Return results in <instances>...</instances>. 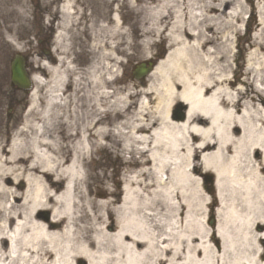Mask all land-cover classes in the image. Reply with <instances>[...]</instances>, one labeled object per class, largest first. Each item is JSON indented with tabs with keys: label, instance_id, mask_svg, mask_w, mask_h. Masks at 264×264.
Listing matches in <instances>:
<instances>
[{
	"label": "bare ground",
	"instance_id": "obj_1",
	"mask_svg": "<svg viewBox=\"0 0 264 264\" xmlns=\"http://www.w3.org/2000/svg\"><path fill=\"white\" fill-rule=\"evenodd\" d=\"M15 2L0 0L3 23ZM127 2L145 4L159 19L143 30L138 53L148 52L152 37L164 35L169 45L140 91L144 99L123 121L125 148L140 144L133 150L137 157L126 160L138 172L120 198L102 168L89 172L93 151L112 146L104 142L110 107L126 113L136 93L129 88L106 108L112 95L94 68L82 83L62 54L58 66L44 62L50 79L40 119L26 116L20 131L0 140V264H264V0L256 7L252 0ZM23 3L17 12L26 15ZM59 11L56 41L66 43L76 31L74 0H63ZM248 12L257 13L256 30L244 71L240 63L233 70L234 42ZM112 18L118 23L116 12ZM11 29L0 30V63L15 44L17 33L4 38ZM124 48L134 55L129 44ZM103 53L113 55L112 49ZM70 74H76L74 88L65 93ZM90 82L101 89L94 96ZM37 103L33 90L29 111ZM179 103L186 108L182 120L170 115ZM82 107L95 114L79 127ZM211 174L219 197L239 192L246 210L243 242L226 245L221 257L217 246L203 243L204 227L189 217L203 205L198 176Z\"/></svg>",
	"mask_w": 264,
	"mask_h": 264
},
{
	"label": "rangeland",
	"instance_id": "obj_2",
	"mask_svg": "<svg viewBox=\"0 0 264 264\" xmlns=\"http://www.w3.org/2000/svg\"><path fill=\"white\" fill-rule=\"evenodd\" d=\"M23 1L20 0V3L15 2L11 5L14 13L7 22L3 23L0 19V30H4L8 26L12 27L11 31L5 33V39H9L12 34L17 33L16 39H14L15 44L0 63V140L8 142L15 133L20 131L26 116L32 121L40 119L39 112L43 109L45 100L46 86L44 83L50 79L44 62L51 66H58L59 62L56 58L57 55L62 54L66 59L73 61L75 69L79 71L82 83H87L90 80L88 70L94 68L96 74L101 76L104 81L106 90L112 95L109 104L104 107L107 108L110 104H114L119 98L123 99L125 91L129 88L136 93L134 98L129 100L132 104L126 113L122 111V113L116 114L110 107L112 112L106 115L109 135L106 136L104 142L112 144V146L107 152L99 149L94 150L92 161L89 164V172L92 174L101 172V168L106 172L110 186L119 192L118 197L120 198L126 180L130 175H135L139 169L138 165H129L126 160L132 156L137 157L133 150L140 146L139 143L132 142V151L125 148L123 121L133 116L132 112L136 111L139 101L144 99L140 91L148 83L151 67L160 61L169 50L167 39L161 35L152 37L153 42L148 52L138 53L140 46L143 47L146 41V36L142 34L143 30L150 27V23L159 19L147 13V7L143 3L128 4L127 0H74L75 11L77 10L74 14L76 31L65 43V41H56V34L60 30L59 5L63 0ZM22 3L26 9L28 8L26 15L17 12ZM155 3L156 0H148L147 5L152 6ZM252 4L256 7L258 0H252ZM115 12L118 14V23L112 18ZM249 23L251 29L246 31ZM256 23L257 13L255 12L252 16V13L248 12L245 15L240 39H236L234 42L233 70L235 63L241 64L242 71L245 69V60L250 50L249 43L253 39ZM125 42L131 46L128 51L134 53L131 57L124 50ZM65 44L66 50L63 48ZM1 45L0 43V53L5 48H1ZM111 49L113 55L109 56L103 53V50ZM46 51L49 52L48 55H46ZM18 53L28 58V70L37 77V82L32 80V88L29 91H20L10 82V61ZM139 63H145L149 70L137 78L134 77V73ZM230 75H233V72ZM75 76L76 74L70 76V85L68 89H65V93H70L73 90L72 81ZM88 89L90 96L96 95V91H101L98 84L91 82L88 84ZM33 90L37 95L38 103L34 110L29 111L30 93ZM185 110L184 105L175 104L170 110V115L182 120L186 113ZM94 111L95 109L90 107L78 108L77 114L81 116L78 126H81L83 120L93 117ZM30 127L29 130H31ZM124 127L128 129L126 124ZM55 128L58 129V127ZM53 130L51 132L54 134ZM198 177L204 194L203 205L202 208H193L189 217L193 226L199 224L204 227L206 237L203 243L212 248L217 246L219 248L217 255L221 257L226 245L232 242L239 246L243 242V226L246 216L242 201L243 195H238L239 192L234 195L225 192L219 197L216 193L213 174ZM212 199H214L213 203H211ZM196 201L195 199L194 203ZM115 218L122 221L123 214L117 213ZM257 232L260 234L262 228ZM263 249L261 246L260 251Z\"/></svg>",
	"mask_w": 264,
	"mask_h": 264
},
{
	"label": "water",
	"instance_id": "obj_3",
	"mask_svg": "<svg viewBox=\"0 0 264 264\" xmlns=\"http://www.w3.org/2000/svg\"><path fill=\"white\" fill-rule=\"evenodd\" d=\"M11 80L14 84H16L20 88H28L29 87V79L28 75L25 71V66L23 59L20 56H16L13 61L11 62ZM148 69L145 67L144 63L140 64L135 74L137 77L145 74Z\"/></svg>",
	"mask_w": 264,
	"mask_h": 264
},
{
	"label": "flooded vegetation",
	"instance_id": "obj_4",
	"mask_svg": "<svg viewBox=\"0 0 264 264\" xmlns=\"http://www.w3.org/2000/svg\"><path fill=\"white\" fill-rule=\"evenodd\" d=\"M46 54L48 55L47 51H46Z\"/></svg>",
	"mask_w": 264,
	"mask_h": 264
}]
</instances>
